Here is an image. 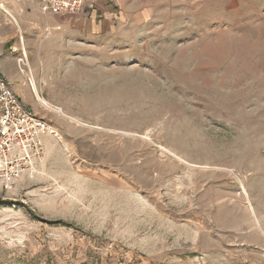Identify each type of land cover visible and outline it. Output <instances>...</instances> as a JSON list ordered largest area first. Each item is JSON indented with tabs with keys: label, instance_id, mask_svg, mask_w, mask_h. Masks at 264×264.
Masks as SVG:
<instances>
[{
	"label": "rangeland",
	"instance_id": "rangeland-1",
	"mask_svg": "<svg viewBox=\"0 0 264 264\" xmlns=\"http://www.w3.org/2000/svg\"><path fill=\"white\" fill-rule=\"evenodd\" d=\"M135 1L111 2L127 13L112 60L58 58L22 26L1 56L51 133L0 188V264H264V0ZM22 39L66 117L19 73Z\"/></svg>",
	"mask_w": 264,
	"mask_h": 264
},
{
	"label": "crops",
	"instance_id": "crops-1",
	"mask_svg": "<svg viewBox=\"0 0 264 264\" xmlns=\"http://www.w3.org/2000/svg\"><path fill=\"white\" fill-rule=\"evenodd\" d=\"M136 4L139 2L128 0L126 10L133 9ZM0 5L10 9L0 8V58L6 55L7 50L17 49L20 36V30L17 29L22 26L26 39H31V36L34 39L38 34L49 30L58 58L81 53L89 56L96 54V58L103 61L112 60L113 33L127 14L119 13L108 0L96 7H85L75 17L44 13L40 0H0ZM145 10L142 16L151 13L150 9ZM0 73L4 76L1 70ZM14 91L16 92L15 87Z\"/></svg>",
	"mask_w": 264,
	"mask_h": 264
},
{
	"label": "built area",
	"instance_id": "built-area-1",
	"mask_svg": "<svg viewBox=\"0 0 264 264\" xmlns=\"http://www.w3.org/2000/svg\"><path fill=\"white\" fill-rule=\"evenodd\" d=\"M104 1L41 0V6L44 13L75 17L85 7H96ZM0 8L3 10V5ZM16 63L19 73L27 74L30 67L25 50L17 56ZM50 133L47 121L23 104L11 83L0 73V188L4 192L11 191L42 155L43 139Z\"/></svg>",
	"mask_w": 264,
	"mask_h": 264
},
{
	"label": "bare ground",
	"instance_id": "bare-ground-1",
	"mask_svg": "<svg viewBox=\"0 0 264 264\" xmlns=\"http://www.w3.org/2000/svg\"><path fill=\"white\" fill-rule=\"evenodd\" d=\"M21 45H22L23 50H25V54H26L27 59L29 60V58L27 56L26 49L23 47L24 46V40L23 39L21 41ZM29 67H31L30 63H29ZM27 74L30 77V82H29L28 87L31 90L32 94L34 95V98H35L36 102H38L41 105L42 108L47 109V110H51V111H53V112H55L57 114H60V115H62L64 117H66L64 115V113H63L64 111H62L60 108H57V107H54V106L50 105L44 98L41 97L40 92L38 91L37 83H36V81H35V79H34V77L32 75V69L31 68H29V70L27 71ZM75 122H77V121H75ZM167 154L172 155L173 157H175V154H173L171 152H168ZM245 196L248 197V194L246 192H245ZM246 203H247V206H248L249 210L252 212L253 218L256 220V214H255V211H254V208H253L251 202L249 201V198H248V201ZM256 223H257V227H259L261 229V225L259 224V222L257 220H256Z\"/></svg>",
	"mask_w": 264,
	"mask_h": 264
}]
</instances>
